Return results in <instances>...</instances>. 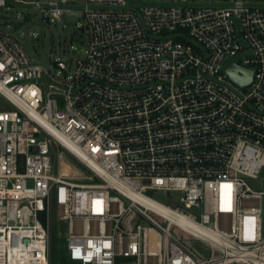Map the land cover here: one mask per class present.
<instances>
[{"label":"built area","instance_id":"2783aa9c","mask_svg":"<svg viewBox=\"0 0 264 264\" xmlns=\"http://www.w3.org/2000/svg\"><path fill=\"white\" fill-rule=\"evenodd\" d=\"M143 1L84 0V55L50 68L0 29V264H50L53 209L68 262L264 264V0ZM70 2L0 7L52 22ZM56 147L88 181L53 171Z\"/></svg>","mask_w":264,"mask_h":264},{"label":"rangeland","instance_id":"374dc122","mask_svg":"<svg viewBox=\"0 0 264 264\" xmlns=\"http://www.w3.org/2000/svg\"><path fill=\"white\" fill-rule=\"evenodd\" d=\"M141 4L143 0H134ZM84 0H71L67 5L71 12L54 19L50 24L43 19L39 9L31 5L10 4L9 8L0 7V29L8 33H22L25 39L22 44L33 60L45 67H51V61H69L72 57L78 58L84 52L74 53L78 43L87 44L88 29L85 18L82 16ZM7 100L0 95V108H9ZM52 167L55 173H67L79 182L89 180L90 171L83 162L72 153L54 148L52 151ZM260 177L264 179V169ZM162 193L154 197L158 200L172 204ZM50 245L53 256L52 264H78L74 262H63L66 250L65 233L62 224L56 217V209H53L50 222ZM173 232L202 256H208L207 244L201 240L190 239L186 234L173 228ZM51 264V262H50Z\"/></svg>","mask_w":264,"mask_h":264},{"label":"water","instance_id":"95a60500","mask_svg":"<svg viewBox=\"0 0 264 264\" xmlns=\"http://www.w3.org/2000/svg\"><path fill=\"white\" fill-rule=\"evenodd\" d=\"M44 20H46L48 24L51 23L48 17H44ZM242 55L243 54H239L235 58L228 59L224 64V70L234 82L239 85H246L252 80L254 70L252 68H241L237 64V60L241 58Z\"/></svg>","mask_w":264,"mask_h":264},{"label":"trees","instance_id":"16d2710c","mask_svg":"<svg viewBox=\"0 0 264 264\" xmlns=\"http://www.w3.org/2000/svg\"><path fill=\"white\" fill-rule=\"evenodd\" d=\"M42 219H43V221L46 223L45 218L42 217ZM52 261H53V256H52V254H51V245H50V262H51V264H52ZM63 262H65V263L68 262V261H67V258H66V255H65V257L63 258Z\"/></svg>","mask_w":264,"mask_h":264}]
</instances>
